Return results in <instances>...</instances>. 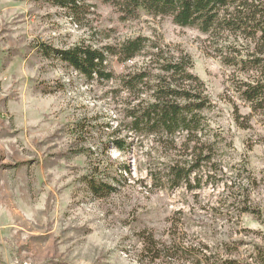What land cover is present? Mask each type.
Returning a JSON list of instances; mask_svg holds the SVG:
<instances>
[{"label":"rangeland","instance_id":"1","mask_svg":"<svg viewBox=\"0 0 264 264\" xmlns=\"http://www.w3.org/2000/svg\"><path fill=\"white\" fill-rule=\"evenodd\" d=\"M81 4L75 17L45 0H0V264H205L200 252L211 264H264V108L252 109L238 91L264 77L246 55L251 41L242 35L224 46L222 31L179 26L169 15L123 18L105 0ZM138 34L165 57L193 63L200 81L189 90L207 100L191 133L131 127L127 109L164 74L151 47L123 61L105 50L106 70L149 74L134 91L115 79L88 80L40 51L81 41L107 48ZM79 119L89 128L81 134L73 128ZM81 148L100 162L116 159L96 175L114 191H88ZM149 235L189 250L151 259L142 252Z\"/></svg>","mask_w":264,"mask_h":264},{"label":"trees","instance_id":"2","mask_svg":"<svg viewBox=\"0 0 264 264\" xmlns=\"http://www.w3.org/2000/svg\"><path fill=\"white\" fill-rule=\"evenodd\" d=\"M53 7L65 9L70 15L77 16L84 0H45ZM113 5L116 10L121 13L123 18L137 17L139 11L150 15H169L173 18L175 24L179 26L195 27L200 32L212 33L217 30L226 34L223 38V44H229L238 37H246L251 42L253 50L247 55L252 61V67L256 71L260 70L264 74V0H105ZM149 37L145 35H135L127 37L120 43L98 48L85 43L78 42L68 48H46L40 51L45 58H55L67 66L73 68L78 74L91 80H119L123 83L124 89L134 91L138 85L146 84L144 79H148V73L145 71L136 72L133 75H116L112 71L105 69V50L110 51L119 59L129 60L136 57L145 47H151L150 60L155 59L158 68L164 71V74L157 75L158 83L148 92H144V96L134 98L135 102L131 108L127 109V116L131 117V127L133 129H142V125L147 133L158 132V128L171 134L177 128H183L187 133H191L192 124H197L200 118H203L197 111L204 109L206 96L201 93L189 90L191 84L196 80L191 68L193 63L186 55L175 58L173 56H164L166 50L158 44L149 46ZM229 48V47H228ZM235 50L234 47H232ZM232 50V51H233ZM166 53H169L168 51ZM240 55V52L238 53ZM247 58H240L242 64H247ZM226 64L233 65L236 61L228 58L224 60ZM238 63V62H237ZM245 65V64H244ZM188 83V86L178 87L173 83L175 78ZM264 78V77H263ZM258 78L253 81H242L240 89V97L247 102L252 109L264 108V79ZM142 83V84H140ZM62 87V84H60ZM147 93V94H146ZM184 101L183 105L179 104V100ZM135 127V128H134ZM75 131L81 134L84 130L88 131L87 123L77 120L73 124ZM143 128V129H144ZM197 129V126L195 127ZM115 146L119 150H123L124 146L120 141H115ZM107 145L105 148L107 149ZM106 152V150H105ZM79 153L87 156L90 162V174L85 176V183L88 191L96 196H105L109 191H114L107 181L96 175L102 171H108L109 166L114 165L117 161L115 158L106 157L105 160H99L98 156H94L95 151L92 149H82ZM92 158L95 161H92ZM175 169V167H173ZM181 168L175 172V185L184 180L191 169ZM185 171V172H184ZM110 174V172H109ZM112 178V174H110ZM106 177V176H105ZM107 193V194H106ZM142 252L151 259L158 258L160 251H176L186 253L189 247H183L181 244L175 246H167L158 242L153 235H149L143 241ZM175 246V247H174ZM190 254V253H188ZM199 259L205 264H211L210 256L200 252ZM240 264V262L231 258H221L216 264ZM215 264V263H214Z\"/></svg>","mask_w":264,"mask_h":264}]
</instances>
